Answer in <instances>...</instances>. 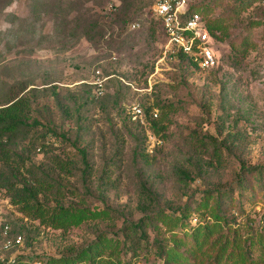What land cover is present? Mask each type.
I'll list each match as a JSON object with an SVG mask.
<instances>
[{
	"label": "rangeland",
	"instance_id": "1",
	"mask_svg": "<svg viewBox=\"0 0 264 264\" xmlns=\"http://www.w3.org/2000/svg\"><path fill=\"white\" fill-rule=\"evenodd\" d=\"M155 1L132 0L133 29L125 0H0V108L22 98L31 105L27 125L0 137L12 156L0 152V212L24 239L0 250V264H46L103 237L124 264H165L172 252L171 264H209L224 241L205 253L178 244L171 221L185 208L192 225L212 222L200 204L227 191V264H264V190L238 188L244 164L264 166V0H190L226 26L213 70L167 46ZM137 103L146 124L131 118ZM59 205L78 209L66 229L40 213ZM152 213L134 252L124 231Z\"/></svg>",
	"mask_w": 264,
	"mask_h": 264
},
{
	"label": "trees",
	"instance_id": "2",
	"mask_svg": "<svg viewBox=\"0 0 264 264\" xmlns=\"http://www.w3.org/2000/svg\"><path fill=\"white\" fill-rule=\"evenodd\" d=\"M127 2V9L130 11L129 16H133V19H127V21L132 25V23L136 22L132 13V9L135 8L132 0H125ZM248 0H243V2H247ZM243 2H241L243 4ZM249 3H247L248 5ZM203 7L204 14L207 15L211 13V8L207 5H190L188 13H195L199 12L200 9ZM200 13V12H199ZM159 22L162 26V31L164 37L167 40V35L164 30V25L162 20L158 17ZM207 26L215 38L216 42L218 40V33L224 32L226 29L224 20L220 18L216 19H207L205 20ZM91 26V23H90ZM92 28H94L92 26ZM87 32H93L91 27L88 29ZM153 36L155 37L156 31L152 32ZM215 42V44H216ZM214 44V46H215ZM245 48V47H244ZM216 49V47H215ZM217 50V49H216ZM174 53L182 60H184L187 64L192 65L195 68L201 69L198 65L197 61L194 59L192 55H187L180 50L173 49ZM232 66H236L238 64V57L234 55L232 57V62L230 63ZM211 68L212 70L215 68ZM208 69V70H211ZM100 74V73H99ZM30 102L27 99H19L16 101H11L7 106L0 108V137L8 134L14 135L18 133L22 127L26 126L29 119V111H30ZM147 114V109H146ZM151 127L153 128L156 134H161L163 130V126L159 123V121L152 120ZM136 125H141L140 122H135ZM3 140L0 139V152H1V159H5L6 161L12 160V156L10 150L7 149L4 145H2ZM181 174L185 178H190V175L186 170H181ZM239 185L241 193L244 194L245 190H254L256 187L259 190H264V166H253L247 167L245 164L242 166V172L239 177ZM7 184H4L0 181V191L5 188ZM234 204L233 197L230 195V192L227 191L225 193H219L215 199L213 204L207 199L204 203L200 204V208L202 206V212L205 214L207 213L208 209L211 208L210 216L212 218V222H210L207 218L204 217L205 221H201L196 225H192L189 222L190 215L185 211V208H181L182 211L180 217H173L172 218V225L176 227L177 230L180 231V237L177 238L175 241L181 245L190 242L191 246L196 250L205 253L208 248L213 247L216 241H224L221 248L217 251L214 258H211L209 264H227L228 259L233 256V252L228 253L226 251L227 243L230 241L228 237V232L224 230V224L230 227L229 224V217L227 216V210L229 206ZM40 208L41 215L45 213L48 214V218L50 220V224L54 228H68L73 223V220L77 214V208L73 205L63 206L59 205V207H50V208ZM159 211L157 214H159ZM83 214V213H82ZM82 216V215H81ZM167 215L162 213L159 218H164ZM155 217H157L155 215ZM154 213L147 214L135 224L129 226L127 230L124 231V234L127 236L126 238L130 240L131 237V248L135 252L136 248L141 245V241H147L149 238L148 235V227L151 224H155L154 220ZM228 230V229H227ZM12 233V230H11ZM234 235V240L235 241ZM215 238V239H214ZM2 238L0 237V241ZM210 241H213L210 243ZM154 242L158 245V249L160 252L163 251L161 241L154 240ZM114 243L111 241L110 238L103 237L99 241L91 244L90 247L77 252L76 254L69 255V256H61V257H51L46 264H85L86 260H89L90 264H124L122 260L116 259L112 256V251L114 250ZM107 250H110L106 257ZM164 254V253H163ZM166 263L171 264V260H178V254L176 252H172L166 255ZM133 258L129 263L125 264H134ZM8 264V263H4ZM9 264H37L33 261L24 260L22 258H17L14 262ZM43 264V263H41Z\"/></svg>",
	"mask_w": 264,
	"mask_h": 264
},
{
	"label": "built area",
	"instance_id": "3",
	"mask_svg": "<svg viewBox=\"0 0 264 264\" xmlns=\"http://www.w3.org/2000/svg\"><path fill=\"white\" fill-rule=\"evenodd\" d=\"M190 0H156L153 5L154 13L164 25L167 35V46L192 55L203 70L219 66L218 51L215 49V38L211 34L207 23L199 12L188 13ZM140 24L132 23L133 29ZM102 79L97 83L102 87ZM155 116H158L155 113ZM131 118L146 124L144 108L134 104L131 108ZM12 227L0 212L1 251H10L13 247L23 243L21 235L12 236Z\"/></svg>",
	"mask_w": 264,
	"mask_h": 264
}]
</instances>
